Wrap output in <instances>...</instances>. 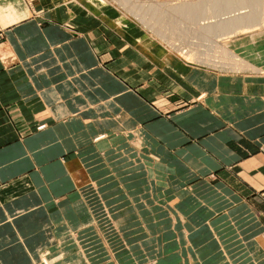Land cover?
Here are the masks:
<instances>
[{
    "label": "crops",
    "instance_id": "0c3cea01",
    "mask_svg": "<svg viewBox=\"0 0 264 264\" xmlns=\"http://www.w3.org/2000/svg\"><path fill=\"white\" fill-rule=\"evenodd\" d=\"M68 1L0 0V264H69L107 214L146 226L144 264H264V34L239 39L250 68L170 72Z\"/></svg>",
    "mask_w": 264,
    "mask_h": 264
},
{
    "label": "rangeland",
    "instance_id": "374dc122",
    "mask_svg": "<svg viewBox=\"0 0 264 264\" xmlns=\"http://www.w3.org/2000/svg\"><path fill=\"white\" fill-rule=\"evenodd\" d=\"M24 2L30 8V11L33 12L39 6V0H24ZM55 2L58 3V1ZM68 2L84 6L92 13L101 14L100 16L104 19V25L116 24V26L121 27V30H124L121 34L135 41L140 52L155 63L166 66L170 72H186L190 64L208 66L220 71L250 68L251 65L244 58L241 60L239 58L242 57L236 50L239 46L238 42L241 41L239 39L242 35L250 34L253 38L264 34V0H255L254 4L233 3L232 6L217 13H212V10L207 12V8H209V6L207 7L208 2L203 0H72ZM195 2L199 3V8L201 7L200 10L203 8L204 11L201 10L203 12H200L199 9L191 12L193 5L198 4ZM177 7L185 8L186 12L189 13L184 15L181 8L178 11L176 10ZM180 10L181 12H179ZM210 11L212 14H209ZM250 14L256 16L253 23L255 27L251 26L248 29V27L240 25L238 28L239 25L237 26L236 23H233L229 25L230 28L226 30L227 33L225 35H223L224 31H221L220 27H216L222 22ZM89 24L101 26L103 23L93 21ZM104 31L103 36H105L106 48H112L115 45L118 47L119 43L123 44V41H127L118 32H112L113 30L111 31V29L108 30L107 28ZM229 32L231 33L229 34ZM218 46L220 49L224 47L220 50ZM224 50H227V52L225 56L223 54V58L221 53ZM231 51L233 53L232 56L230 55ZM234 54L238 57H235ZM122 56L127 55L122 53ZM230 56L237 61L234 62L235 60L233 61L232 58L229 59ZM238 61L240 64L242 62V64L239 65ZM107 215L110 216V222L103 225L90 226L87 231H84V229L83 231L78 230L75 234L79 238L76 243L71 239V233H69L66 241L62 239L63 244L69 243L77 246L72 247L66 257L69 264H87V259L91 260L96 256L109 254L111 249L116 252V248L121 254L122 264H126L128 261L126 257L130 255V248H133V252L137 254L140 262L144 260V255L136 249H141L140 245L149 239L146 226L136 219L134 221L137 222L133 223V221L131 223L132 226L129 224L118 226L116 225V216ZM169 226L157 225L151 228L154 233L152 237L154 246L158 245L156 251L161 249L163 242L162 237H160L161 233H158L157 229ZM189 246L190 248L194 246L191 240ZM142 249L144 250V248ZM33 251L31 250V252ZM59 251V246H54L53 251L49 252V255ZM21 252L22 248L16 247L11 253H18V255L10 256L9 260L11 258L14 259L16 264H43L41 262L36 263V258L33 256L26 257L28 256L26 254L25 257L22 256ZM26 252L29 253L30 251L25 248ZM83 253L88 258L83 257ZM105 257L101 256L100 258L104 259ZM23 258L24 261L22 263ZM108 258L110 257L107 256L106 261L101 264H112L108 261ZM189 258L194 259L192 252H190ZM189 263L191 264L192 261ZM196 263L198 262L196 261ZM52 264H59V261H55ZM140 264H144V262ZM151 264H155V261H152Z\"/></svg>",
    "mask_w": 264,
    "mask_h": 264
},
{
    "label": "bare ground",
    "instance_id": "6f19581e",
    "mask_svg": "<svg viewBox=\"0 0 264 264\" xmlns=\"http://www.w3.org/2000/svg\"><path fill=\"white\" fill-rule=\"evenodd\" d=\"M200 1V0H199ZM202 1V0H201ZM203 1H207L208 2V5H207V7L209 6V8H207L208 10H207V12H209V10H212V13H217V12H219V11H221L222 9H225V8H227V7H230V6H232V4L233 3H250V4H254V2H255V0H203ZM207 2H205L206 4H207ZM194 3V2H193ZM195 3H198V2H195ZM204 3V5H206ZM195 5V6H194ZM193 5V9H191V12H193V11H195V10H197V9H199L200 10V8H199V3L198 4H194ZM186 7V6H185ZM205 7V6H204ZM178 8V7H177ZM176 8V10L178 11L180 8H178L177 9ZM189 8V7H188ZM206 8V7H205ZM175 10V11H176ZM181 10L183 11L182 12V14H188L187 12H186V10H185V8H181ZM181 10L179 11V12H181ZM198 10V11H199ZM201 10H203V8L201 9ZM200 10V12H203V11H201ZM176 11V12H177ZM178 12V14H180ZM199 12V13H200ZM211 13V11H210V13L209 14H212ZM191 14V13H190ZM201 14V13H200ZM204 14V13H203ZM207 14V13H206ZM168 15V14H167ZM207 16V15H206ZM255 18H256V16L254 15V14H250V15H246V16H240V17H238V18H236V19H231V21L229 20V21H226V22H222L221 24H218L216 27L217 28H219L220 27V30L221 31H224V33H223V35H225L227 32H226V30L227 29H229L230 27H229V25H232L233 23H236L237 24V26H238V28L240 27V25H242V27H248V29H249V27H251V26H254L255 24H253L255 21ZM167 19V18H166ZM167 21H168V19H167ZM171 24V23H170ZM176 27H177V25H176ZM255 27V26H254ZM247 29V28H246ZM251 29H253V28H251ZM231 30V29H230ZM247 31V30H246ZM208 33V32H207ZM231 32H229V34H230ZM222 37V36H221ZM229 37V36H228ZM215 38V37H214ZM230 39V38H229ZM227 41V40H226ZM215 44V43H214ZM213 44V45H214ZM224 47V46H223ZM223 47L221 48V49H223ZM218 49H220V47L218 46ZM220 49V50H221ZM226 49V48H225ZM229 49V48H228ZM227 49V50H228ZM227 50H224V52L223 53H221L222 54V57L224 58V56H225V54H226V52H227ZM230 51V50H229ZM222 52V51H221ZM229 53V52H228ZM227 53V54H228ZM220 54V53H219ZM223 54H224V56H223ZM230 55L232 56L233 55V53H232V51L230 52ZM227 56H229V55H227ZM226 56V57H227ZM230 56V58L229 59H231L232 57ZM234 56H235V54H234ZM226 57H225V59H226ZM235 57H238L237 55L235 56ZM228 58V57H227ZM240 58V60L243 58V57H239ZM238 58V59H239ZM233 59V61L235 60V58H232ZM237 60H235L234 62H236ZM238 63H239V61H238ZM237 63V64H238ZM241 64H242V62H241ZM240 63H239V65H241ZM236 65V64H235ZM244 65V64H243ZM247 66V65H246ZM252 66V65H251ZM250 66V67H251ZM237 67V66H236ZM247 68V67H246Z\"/></svg>",
    "mask_w": 264,
    "mask_h": 264
}]
</instances>
